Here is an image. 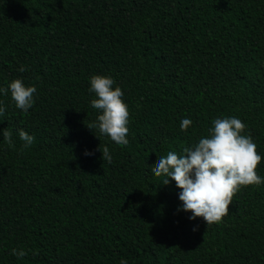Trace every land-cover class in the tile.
I'll return each mask as SVG.
<instances>
[{
	"label": "trees",
	"instance_id": "trees-1",
	"mask_svg": "<svg viewBox=\"0 0 264 264\" xmlns=\"http://www.w3.org/2000/svg\"><path fill=\"white\" fill-rule=\"evenodd\" d=\"M94 74L124 93L127 145L86 127ZM17 78L36 93L24 113L0 92V264H264V182L206 225L152 171L234 116L264 181V0H0V89Z\"/></svg>",
	"mask_w": 264,
	"mask_h": 264
},
{
	"label": "clouds",
	"instance_id": "clouds-1",
	"mask_svg": "<svg viewBox=\"0 0 264 264\" xmlns=\"http://www.w3.org/2000/svg\"><path fill=\"white\" fill-rule=\"evenodd\" d=\"M26 70L24 65L19 68L20 72ZM89 80V92L95 93L96 97L91 100V107L100 114L95 121L85 124L86 127L92 131L98 130L100 135H106L117 145H127L130 113L122 99V89L113 87L116 82L107 75L94 74ZM9 90L16 108L27 113L35 102L33 96L36 87L25 86L17 78L0 92L7 94ZM4 114L5 108L0 102V116ZM191 125V119L184 118L180 122V129L186 131ZM212 125L207 137H201L197 143L184 147L182 154L169 151L166 156H159L152 168L156 177H165L161 184L168 185L174 180L176 187L181 189L179 200L182 205L178 211L190 212V220L199 217L206 225L221 222L228 214L233 196L242 186H258L264 182L256 172L262 160L257 145L250 134H242L246 129L245 123L233 116L215 118ZM18 135L25 148L35 141V137L23 129L19 130ZM3 140L9 147H14L12 132L7 128L3 129ZM98 150L102 160L112 163L107 146L102 149L98 146ZM84 154L90 156L93 153L85 150ZM197 230L198 225L193 228L194 232ZM12 254L22 258L26 252L12 249ZM120 264H127V261L122 258Z\"/></svg>",
	"mask_w": 264,
	"mask_h": 264
}]
</instances>
